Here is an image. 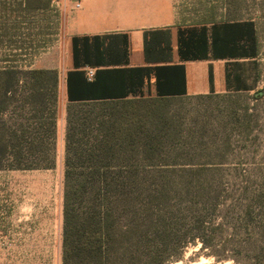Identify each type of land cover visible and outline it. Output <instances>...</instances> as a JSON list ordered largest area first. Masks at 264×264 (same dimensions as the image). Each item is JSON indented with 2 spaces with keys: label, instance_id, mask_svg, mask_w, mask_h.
<instances>
[{
  "label": "trees",
  "instance_id": "trees-1",
  "mask_svg": "<svg viewBox=\"0 0 264 264\" xmlns=\"http://www.w3.org/2000/svg\"><path fill=\"white\" fill-rule=\"evenodd\" d=\"M38 1L19 5L29 12L49 6V0ZM224 21L226 54L252 58V73L259 55L253 22ZM26 65L0 66V169H44L55 163L58 71ZM69 78L70 72L67 84ZM235 85L245 86L242 91L254 88L238 76ZM144 96L68 102L61 264H168L181 256L179 248L197 242L216 259L264 264L263 180L254 191L225 190L221 162L187 155L189 144L174 140L177 130L171 132L154 112L117 133L101 120L94 132V107Z\"/></svg>",
  "mask_w": 264,
  "mask_h": 264
},
{
  "label": "rangeland",
  "instance_id": "rangeland-1",
  "mask_svg": "<svg viewBox=\"0 0 264 264\" xmlns=\"http://www.w3.org/2000/svg\"><path fill=\"white\" fill-rule=\"evenodd\" d=\"M19 1L0 0V66L15 65L23 69L29 64L31 68L58 71L52 154L55 163L44 169H0V213L16 201L50 202L55 217V210L58 207L62 210L68 102H63L59 93L68 66L69 37L56 0H49L47 8L30 12L23 10ZM38 3L31 0L32 5ZM177 4L182 19L188 22H253L259 42L258 66L251 69L254 88L163 100L145 95L117 105H100L90 114L91 127L96 133L102 120L110 133H117L137 120L145 122L149 113L154 112L172 127L171 132L177 130L173 133L174 140L189 144L187 155L203 162H221L219 173L225 190L238 192L246 187L254 191L261 180L264 189V0H177ZM256 91H260V96H254ZM5 248L0 240V264H61V238L59 247L57 241L50 244L37 241L18 243L15 250ZM179 249L181 256L168 264H244L241 260L234 263L230 259H216L207 248H201L200 242Z\"/></svg>",
  "mask_w": 264,
  "mask_h": 264
},
{
  "label": "crops",
  "instance_id": "crops-1",
  "mask_svg": "<svg viewBox=\"0 0 264 264\" xmlns=\"http://www.w3.org/2000/svg\"><path fill=\"white\" fill-rule=\"evenodd\" d=\"M58 4L69 37L68 66L59 93L63 102L242 91L245 86L235 85L237 76L247 86L254 83L248 69L252 58L225 52L228 21H184L177 0H59ZM86 67L95 69L92 81L85 78ZM50 205L16 201L4 207L0 240L5 249L37 241H57L59 247L62 210L58 207L54 217Z\"/></svg>",
  "mask_w": 264,
  "mask_h": 264
},
{
  "label": "built area",
  "instance_id": "built-area-1",
  "mask_svg": "<svg viewBox=\"0 0 264 264\" xmlns=\"http://www.w3.org/2000/svg\"><path fill=\"white\" fill-rule=\"evenodd\" d=\"M59 0H56L55 2L58 4ZM80 3L79 2H75V7H79ZM95 75V69L93 67H86L85 69V76L88 80H91L94 78Z\"/></svg>",
  "mask_w": 264,
  "mask_h": 264
}]
</instances>
